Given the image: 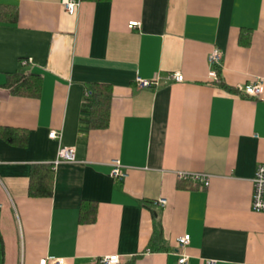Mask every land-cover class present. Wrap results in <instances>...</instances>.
<instances>
[{
    "label": "crops",
    "instance_id": "1",
    "mask_svg": "<svg viewBox=\"0 0 264 264\" xmlns=\"http://www.w3.org/2000/svg\"><path fill=\"white\" fill-rule=\"evenodd\" d=\"M1 12L3 264H177L185 235L188 264H264V213L251 208L264 94L238 90L264 79V0H80L74 15L62 0H0ZM17 73L33 75L20 93ZM92 86L89 128L80 118ZM7 128L26 143L9 141ZM61 148L75 161L54 166ZM115 160L122 181L111 177ZM38 167L52 172L50 196L31 193ZM178 172L207 174L210 186Z\"/></svg>",
    "mask_w": 264,
    "mask_h": 264
},
{
    "label": "built area",
    "instance_id": "2",
    "mask_svg": "<svg viewBox=\"0 0 264 264\" xmlns=\"http://www.w3.org/2000/svg\"><path fill=\"white\" fill-rule=\"evenodd\" d=\"M62 4L68 11L70 15H74L77 9L80 7V0H62ZM138 23H130L129 28L135 29L139 27ZM32 59H28L27 63H31ZM209 63L213 67V77L218 81L217 70L221 69L222 66V56L218 50H214L210 57ZM25 64V63H24ZM176 82L181 83L184 81L183 75L176 73L172 77ZM139 86L141 88H150L156 85V82L144 81L138 79ZM239 92L245 96L259 98L264 94V79H257L255 82L239 87ZM50 139L57 140L60 138L57 132L53 131L49 135ZM75 161V151L73 148H61L58 152V158L54 163L57 166L63 162H74ZM1 164V161H0ZM111 177L117 180H124L127 174L124 172L122 165L118 160L112 162ZM177 179L181 182H192L199 185L202 189H207L211 183V177L207 174L200 173H186L178 172ZM253 195H252V211L255 213H264V165H260L257 168L255 177L252 179ZM158 204L161 207H165L167 201L161 199ZM1 209V206H0ZM191 237L185 235L177 239V264H188V256L185 254V250L190 244ZM39 264H66L64 259L59 258H46L42 259ZM97 264H122L121 257L110 256L100 259ZM204 264H217L216 261L210 260Z\"/></svg>",
    "mask_w": 264,
    "mask_h": 264
},
{
    "label": "trees",
    "instance_id": "3",
    "mask_svg": "<svg viewBox=\"0 0 264 264\" xmlns=\"http://www.w3.org/2000/svg\"><path fill=\"white\" fill-rule=\"evenodd\" d=\"M82 1H88V2H101V1H107V0H82ZM4 15L2 12L0 13V20H4ZM218 77H221V69L217 70ZM33 75L28 74H13L11 77H13V84H17L15 93H20L24 89L27 88L28 81L32 78ZM13 84H9L8 87H12ZM30 84V82H29ZM91 86V85H90ZM224 86V85H222ZM92 87H89V90L87 92V95L85 96L83 109L81 112V118L80 122L81 125H85L90 128L92 126V119H93V113L96 108V99L100 97V95L97 93L96 90H94ZM226 87V86H224ZM5 137L11 142L12 140L16 139L17 143L19 145H24L26 143V137L23 134L18 133L15 129L7 128L5 129ZM42 168V167H41ZM43 170L45 168H42ZM49 169V168H48ZM47 170V169H46ZM40 167L36 168L32 174V186H31V193L38 197H47L51 195V187L49 186V183L51 180H48L49 174H52L51 170L49 169L46 173H40ZM160 235L158 232H155V236L153 238V243L156 242V236ZM4 260V244L3 239L0 233V264H3Z\"/></svg>",
    "mask_w": 264,
    "mask_h": 264
}]
</instances>
